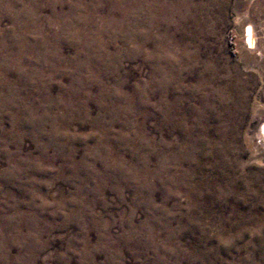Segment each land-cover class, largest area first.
<instances>
[{
    "label": "rangeland",
    "instance_id": "1",
    "mask_svg": "<svg viewBox=\"0 0 264 264\" xmlns=\"http://www.w3.org/2000/svg\"><path fill=\"white\" fill-rule=\"evenodd\" d=\"M262 4L0 0V264H264Z\"/></svg>",
    "mask_w": 264,
    "mask_h": 264
},
{
    "label": "bare ground",
    "instance_id": "2",
    "mask_svg": "<svg viewBox=\"0 0 264 264\" xmlns=\"http://www.w3.org/2000/svg\"><path fill=\"white\" fill-rule=\"evenodd\" d=\"M264 1V0H263ZM161 3H159L160 5ZM182 2L176 3L174 2L175 7L179 8V6H182ZM163 5V3H162ZM264 8V4H262ZM246 39H247V45L250 49V51L258 53L260 56H262V52L260 51V45L257 42L256 39V34H255V29L253 26V23H249L246 29ZM258 135L261 137L264 141V117L262 118L259 130H258Z\"/></svg>",
    "mask_w": 264,
    "mask_h": 264
}]
</instances>
